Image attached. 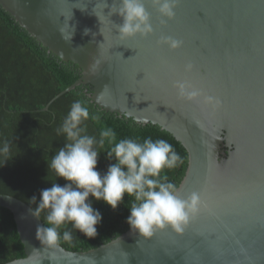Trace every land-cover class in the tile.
Returning <instances> with one entry per match:
<instances>
[{
	"label": "water",
	"instance_id": "1",
	"mask_svg": "<svg viewBox=\"0 0 264 264\" xmlns=\"http://www.w3.org/2000/svg\"><path fill=\"white\" fill-rule=\"evenodd\" d=\"M80 69L100 109L186 149L178 186L127 230L69 250L0 192L24 255L0 264H264V0H0ZM46 105L43 109H47Z\"/></svg>",
	"mask_w": 264,
	"mask_h": 264
},
{
	"label": "trees",
	"instance_id": "2",
	"mask_svg": "<svg viewBox=\"0 0 264 264\" xmlns=\"http://www.w3.org/2000/svg\"><path fill=\"white\" fill-rule=\"evenodd\" d=\"M79 67L48 52L0 6V192L28 203L63 247L94 248L153 211L178 186L188 154L152 123L100 109ZM48 105L47 109H43ZM24 255L0 207V263Z\"/></svg>",
	"mask_w": 264,
	"mask_h": 264
}]
</instances>
